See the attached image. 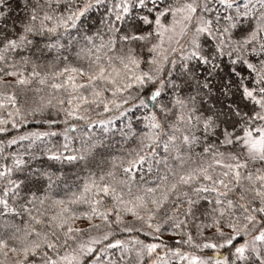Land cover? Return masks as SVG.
I'll return each mask as SVG.
<instances>
[{
	"label": "snow or ice",
	"instance_id": "6c2138e0",
	"mask_svg": "<svg viewBox=\"0 0 264 264\" xmlns=\"http://www.w3.org/2000/svg\"><path fill=\"white\" fill-rule=\"evenodd\" d=\"M0 264H264V0H0Z\"/></svg>",
	"mask_w": 264,
	"mask_h": 264
}]
</instances>
